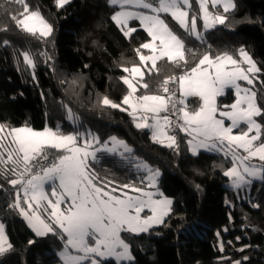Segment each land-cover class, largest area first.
Returning <instances> with one entry per match:
<instances>
[{
  "label": "snow or ice",
  "instance_id": "snow-or-ice-1",
  "mask_svg": "<svg viewBox=\"0 0 264 264\" xmlns=\"http://www.w3.org/2000/svg\"><path fill=\"white\" fill-rule=\"evenodd\" d=\"M106 2L119 6L110 21L124 38H135L138 27L131 23L135 21L147 37L135 49L138 63L131 67L118 65L127 74L119 77L126 85V94L119 103L108 95L97 94V105L126 112L136 129L147 130L154 144L172 149L177 156L178 132L190 137L185 143L192 157H198L202 149L223 153L226 159L230 156L232 166L223 175L237 193L247 192L255 180L264 181V104L258 101L257 89V82L264 88V80L260 79L264 65L254 60L244 46L235 52H214L206 39V33L218 26H232L227 14L235 13V0H195L199 13L193 9V0ZM70 3L71 0H55L58 9ZM209 3L215 11L209 10ZM0 13L23 33L42 42L52 40L54 25L39 8H31L27 0H4ZM172 21L189 39L207 45L206 50L201 53L189 47L184 35L174 30ZM9 30L0 20V31ZM3 44L7 46L9 41L4 40ZM40 55L47 57L46 63L53 59L47 52ZM19 56L27 67L35 69L36 58L30 51L19 52ZM166 66H170L171 74L164 76L156 93H150L145 75L158 76ZM76 82L74 78L71 84ZM229 90L234 100L224 104L220 98ZM60 103L66 118L78 125L72 132H63L59 123L55 128L45 125L42 130L27 123L20 127L0 123V177L14 190V198L6 207L20 215L36 237L51 234L62 242V248L55 253L58 264H105L109 259L115 264H132V243L122 233L151 234L155 226H168L174 214L173 199L158 186L161 171L136 156L135 150L117 136L101 140L91 129L80 131L84 125L78 113L64 101ZM103 157L117 158L136 174V179L118 184L101 178L95 166L102 163ZM256 158L262 163H252ZM195 187L199 190L200 185ZM248 203L252 209L261 208L260 203ZM27 243L31 246L36 240L29 239ZM248 247L251 246L244 245L239 251ZM223 250L221 243L220 251ZM9 251L15 248L5 223L0 222V255ZM248 260L245 255L230 264Z\"/></svg>",
  "mask_w": 264,
  "mask_h": 264
},
{
  "label": "trees",
  "instance_id": "trees-1",
  "mask_svg": "<svg viewBox=\"0 0 264 264\" xmlns=\"http://www.w3.org/2000/svg\"><path fill=\"white\" fill-rule=\"evenodd\" d=\"M235 2V13L227 14L232 18V26H218L207 32V42L214 52H235L244 46L264 65V0ZM27 3L33 9L39 8L54 25L55 32L50 42H42L17 29L0 13V20L10 29L0 31V123L9 127L27 123L35 129H43L45 125L55 128L60 123L63 132H72L78 125L66 118L60 103L64 101L78 113L83 128H90L101 140L113 135L125 140L136 156L160 169L159 187L173 199L174 214L168 226L159 225L151 234H124L132 243L135 257L132 264H230L231 260L245 255L249 260L244 264H264V181H255L247 192L237 193L227 187L229 178L223 175L232 165L229 157L207 151L192 157L185 143L188 137L183 132L177 133L180 145L177 156L172 149L154 144L147 130L136 129L126 112L101 109L97 105V94L108 95L117 103L126 94V85L119 77L127 74L118 65L131 67L139 62L135 49L147 37L139 23L133 22L138 32L129 40L110 21L116 8L106 0H71L60 9L55 0H27ZM4 6L8 7L7 3ZM172 26L184 35L189 47L201 53L206 50L207 45L202 46L195 38L189 39L174 21ZM4 40L9 41L7 46ZM25 50L36 58L34 70L19 56ZM43 52L53 59L46 63L47 57L40 55ZM85 64L89 67L85 68ZM169 69L166 66L158 76L145 75L150 93L157 92L164 76L171 74ZM74 78L77 82L71 84ZM260 79L264 80V75ZM61 80L66 82L61 84ZM257 89L258 101L264 104V88L259 82ZM220 100L230 104L234 100L231 90ZM95 167L101 178L118 184L136 179V174L115 157H103L102 163ZM0 184L4 185L0 189V219L15 248L0 255V264H58L55 253L62 248V242L51 234L36 237L23 218L6 207L14 198L12 186L3 177ZM197 184L199 190L195 187ZM248 200L260 203L261 208L252 209ZM29 239H35L36 243L28 245ZM221 243L223 251H220ZM244 245L251 247L239 251ZM105 264H115V261L110 259Z\"/></svg>",
  "mask_w": 264,
  "mask_h": 264
},
{
  "label": "rangeland",
  "instance_id": "rangeland-1",
  "mask_svg": "<svg viewBox=\"0 0 264 264\" xmlns=\"http://www.w3.org/2000/svg\"><path fill=\"white\" fill-rule=\"evenodd\" d=\"M112 6H114L115 8H116V10H119V6L118 5H112ZM193 6H194V10L197 12V13H199V6L195 3V1L193 0ZM115 10V11H116ZM209 10L210 11H215V9H212L211 8V4L209 3ZM221 11H222V8L220 9ZM190 15H191V13H190ZM46 18V17H45ZM47 19V18H46ZM48 20V19H47ZM49 21V20H48ZM135 22H138V21H135ZM131 23H133V22H131ZM139 23V22H138ZM198 23H200V22H198ZM142 52L144 53V54H147L148 53V50H142ZM254 59V58H253ZM255 60V59H254ZM233 102V101H232ZM231 102V103H232ZM224 104H229V103H227V102H224ZM193 106L195 107V104H193ZM68 121L69 122H71L69 119H68ZM72 123V122H71ZM59 125H60V123H59ZM35 129V128H34ZM88 129H90V128H88ZM36 130H42V129H36ZM80 131H84V128H81V129H79ZM93 133H95L93 130H91ZM96 134V133H95ZM119 138V137H118ZM190 137H188V139H189ZM10 139V138H9ZM119 139H121V138H119ZM123 140V139H122ZM7 140H5L4 141V143L5 144H7ZM128 143V142H127ZM201 151V150H200ZM202 151H203V149H202ZM221 154H223V153H221ZM241 154H242V150H241ZM5 158H6V154H5ZM229 158L231 159V157L229 156ZM252 163H254V164H257V165H259L260 163H262L261 161H259L258 160V158H256V159H253L252 160ZM232 166V165H231ZM255 181H260V180H255ZM255 181H253V182H255ZM230 184H231V181H230V179H229V182H228V184H227V187H229V188H231L230 187ZM158 186H159V182H158ZM110 187H116V186H110ZM159 189H160V187H159ZM232 189V188H231ZM249 190V189H248ZM247 190V191H248ZM124 191H129V190H124ZM160 191H162L161 189H160ZM116 194H119V192H117ZM130 194H134V193H131L130 192ZM169 197V196H168ZM171 198V197H170ZM53 199H55V198H53ZM147 211V210H146ZM0 222H2V220L0 219ZM159 226V225H158ZM155 227H157V226H155ZM154 227V228H155ZM124 234L125 233H122V235L124 236ZM125 237V236H124ZM60 250V249H59ZM58 250V251H59ZM132 254H133V252H132ZM134 256V255H133ZM110 260V259H109ZM122 263H128L127 261H123V262H121V264Z\"/></svg>",
  "mask_w": 264,
  "mask_h": 264
},
{
  "label": "built area",
  "instance_id": "built-area-1",
  "mask_svg": "<svg viewBox=\"0 0 264 264\" xmlns=\"http://www.w3.org/2000/svg\"><path fill=\"white\" fill-rule=\"evenodd\" d=\"M171 119H172L173 123H175L176 117L173 116V117H171Z\"/></svg>",
  "mask_w": 264,
  "mask_h": 264
},
{
  "label": "crops",
  "instance_id": "crops-1",
  "mask_svg": "<svg viewBox=\"0 0 264 264\" xmlns=\"http://www.w3.org/2000/svg\"><path fill=\"white\" fill-rule=\"evenodd\" d=\"M202 151V150H201ZM203 151H205V150H203Z\"/></svg>",
  "mask_w": 264,
  "mask_h": 264
}]
</instances>
